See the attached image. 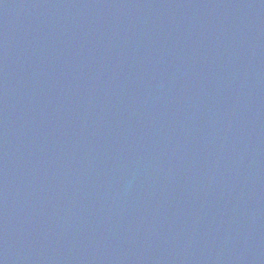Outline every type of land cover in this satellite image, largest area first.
<instances>
[{
  "label": "water",
  "instance_id": "obj_1",
  "mask_svg": "<svg viewBox=\"0 0 264 264\" xmlns=\"http://www.w3.org/2000/svg\"><path fill=\"white\" fill-rule=\"evenodd\" d=\"M0 264H264V0H0Z\"/></svg>",
  "mask_w": 264,
  "mask_h": 264
}]
</instances>
